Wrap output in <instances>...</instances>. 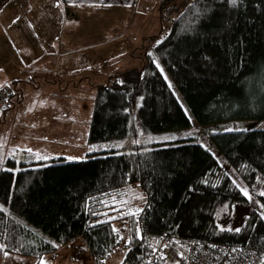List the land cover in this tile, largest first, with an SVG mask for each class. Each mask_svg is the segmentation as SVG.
Wrapping results in <instances>:
<instances>
[{
  "label": "trees",
  "instance_id": "obj_1",
  "mask_svg": "<svg viewBox=\"0 0 264 264\" xmlns=\"http://www.w3.org/2000/svg\"><path fill=\"white\" fill-rule=\"evenodd\" d=\"M159 36H152L154 56L198 124L264 120V0H193L166 38ZM151 58L96 86L89 140L123 141L122 148L74 161L9 158L0 168V255L41 257L82 237L101 261L121 241L113 221L125 219L128 250L121 264L144 260L164 237L227 245L240 255L255 253L250 264H264V196L256 195L258 208L240 231L220 228V206L248 199L216 156L194 139H151L191 125ZM2 90H9L0 107L5 114L19 95ZM208 141L245 188L264 187V128L214 132ZM133 183L145 195L143 207L104 219Z\"/></svg>",
  "mask_w": 264,
  "mask_h": 264
},
{
  "label": "rangeland",
  "instance_id": "obj_2",
  "mask_svg": "<svg viewBox=\"0 0 264 264\" xmlns=\"http://www.w3.org/2000/svg\"><path fill=\"white\" fill-rule=\"evenodd\" d=\"M170 2V1H169ZM185 0H172L159 10L160 27L151 26V37L144 38L130 28V37L103 48L94 53L93 47L86 49L81 47L72 54L46 53L51 43H42L36 35L28 38L38 39V42L22 40L19 35L0 37V88L9 85L25 105L8 107L7 113L0 112V168L6 167L5 162L9 158L17 161H36L49 159L83 160L94 156V153L116 150L122 148L123 141L89 140V123L92 112L93 97L98 84L106 83L112 74L120 71L140 67L147 61L149 55L163 71L165 78L171 84L181 105L189 115L191 125L186 129L173 130L154 134V140L183 142L194 139L206 144L222 165L223 170L231 177L239 189H246L252 199L248 204H235L232 207L224 204L218 210V225L222 229L239 228L247 213L258 208L256 195L264 191L260 186L248 190L236 177L234 172L223 161L218 151L208 141L211 133L232 130H246L264 128V120H236L222 123H210L201 125L196 122L190 113L183 97L172 83L160 62L152 51V36L163 35L161 27L166 26L163 16L167 9L175 17L186 7ZM7 23V22H5ZM0 24V32L9 26ZM13 27L19 32H24L31 27V21L21 15L17 18ZM164 26V27H165ZM135 31H144L138 28ZM29 32V30L27 31ZM32 32V30H31ZM26 36V35H25ZM161 37V36H160ZM26 38V37H24ZM127 41V42H126ZM113 47L115 49L113 50ZM34 71H37L34 73ZM17 78L15 82L12 79ZM15 80V79H14ZM42 103L41 122L38 124L36 115H32L28 102L36 99ZM13 106V107H12ZM30 106V105H29ZM38 111V109L36 107ZM31 111V112H30ZM27 116L25 113H29ZM174 137V138H173ZM112 145H122L112 147ZM95 146V148H93ZM107 146V147H101ZM25 149H32L27 152ZM93 149V150H90ZM40 157L47 159H37ZM145 195L136 183L123 189L116 196L114 202L118 205L112 208V212L105 213L104 219L118 218L130 211L140 210L145 203ZM118 209V210H117ZM264 218V209L259 207ZM111 210V209H110ZM108 211V210H106ZM113 228L120 234V242L114 250L103 260H96L86 248L82 237H77L68 244L58 245L53 253H45L41 257L25 256L16 253L0 255V264H40L43 259L46 264H121L128 250L129 237L128 225L125 219L113 221Z\"/></svg>",
  "mask_w": 264,
  "mask_h": 264
},
{
  "label": "crops",
  "instance_id": "obj_3",
  "mask_svg": "<svg viewBox=\"0 0 264 264\" xmlns=\"http://www.w3.org/2000/svg\"><path fill=\"white\" fill-rule=\"evenodd\" d=\"M169 1L171 0H0V24L7 22L5 25L10 27L4 28L0 37L8 35L6 31H9L12 37L19 35L22 40L38 42V39L28 38L36 35L40 42L52 44L47 47L46 53L57 52L59 56L72 54L81 47H93L94 53H98L103 48L130 37V28H135L133 33L138 32V36L151 37L152 31H148V28L156 27L157 22L160 27L159 10L162 4H168ZM21 15L32 22L31 27L24 29V32L13 27ZM138 28L144 31H135ZM14 79L13 82L19 80ZM5 87L11 88L9 85L2 88ZM21 98L19 96L16 99L19 106L25 105V100ZM27 107H31L32 115L37 114L36 119L40 124L42 103L39 98L35 105L33 99L30 100ZM30 112L25 114L30 116Z\"/></svg>",
  "mask_w": 264,
  "mask_h": 264
},
{
  "label": "built area",
  "instance_id": "obj_4",
  "mask_svg": "<svg viewBox=\"0 0 264 264\" xmlns=\"http://www.w3.org/2000/svg\"><path fill=\"white\" fill-rule=\"evenodd\" d=\"M193 0H185V6L190 5ZM166 26L160 34L159 38H166L172 24L176 17L172 13L167 12L163 16ZM9 90L0 91V107ZM224 254L229 261L222 263ZM256 258L255 253L242 254L237 249L230 248L227 245L207 246L203 243H189L182 239H175L172 237H164L150 255L144 260L134 264H250Z\"/></svg>",
  "mask_w": 264,
  "mask_h": 264
},
{
  "label": "snow or ice",
  "instance_id": "obj_5",
  "mask_svg": "<svg viewBox=\"0 0 264 264\" xmlns=\"http://www.w3.org/2000/svg\"><path fill=\"white\" fill-rule=\"evenodd\" d=\"M237 2V0H231V3L235 4ZM171 86V85H170ZM232 129H228V131H231ZM174 138V137H173ZM136 143H139V141H135ZM122 145H112V147H121ZM101 147H107V146H101ZM93 148H95V146H93ZM90 150H93V149H90ZM25 151L27 152H32V149H25ZM37 159H47V157H40L38 154H37ZM241 192L243 193L244 196L248 197L249 199H252V197L250 196L249 192L244 189V188H241L240 189ZM261 196H264V191H262L260 193ZM118 210V209H117ZM139 211V209L137 210V212ZM129 215H136L135 212H129L128 213ZM113 219H115V217H113ZM229 231H231V229H228ZM114 231H118L117 229H114ZM236 231H240V229H236ZM3 246L0 245V248H2ZM5 255H7V253H5ZM40 264H46V262L42 259Z\"/></svg>",
  "mask_w": 264,
  "mask_h": 264
}]
</instances>
